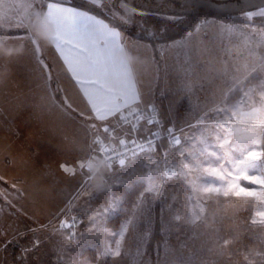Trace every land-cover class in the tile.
<instances>
[{"label":"snow or ice","instance_id":"obj_1","mask_svg":"<svg viewBox=\"0 0 264 264\" xmlns=\"http://www.w3.org/2000/svg\"><path fill=\"white\" fill-rule=\"evenodd\" d=\"M92 3L100 6L102 0H92ZM27 7L29 15L22 17L16 26L25 30L27 39L31 42L36 37L31 30L35 14L38 13L44 22L51 25V45L63 59L75 86L87 98V106L80 112L84 120L80 123L93 137L91 151L71 167L67 163L60 165L66 175H76L79 170L86 176L82 191L93 187L94 179H98L100 184L98 190L94 189L99 193H111L117 185H122L125 190L131 189L138 181L120 179L119 170L114 171V168L117 164L123 168L126 161L131 167V160L137 156L136 149H139L144 153L148 164L155 165L160 170L159 182L151 174L147 178H140L141 181L147 180V187L141 193L144 198L142 204H146L147 195L156 198L161 193V185L172 179L187 180L193 171L198 170L203 178L202 183L188 181L196 202L190 214L183 218L184 223L195 225L201 222L204 216L202 205L205 202L224 203L236 198L250 209L255 206L251 224L264 226V106L256 107L257 95L260 101H264V55L250 50L243 65L234 66L231 72L228 69L223 71L224 87L216 93L214 106L209 112L198 118L197 126L193 128L189 123V129L192 130L190 135L183 128L178 129L179 135L172 128L164 129L174 151L170 153L171 159L161 165L160 161L150 155L155 152L154 143L159 140L161 133H153V138L147 139L146 143H138L134 136L138 131L140 115L137 114V109L142 96L134 80V66L123 55L131 50L123 40L122 33L104 20L67 7L59 0H32ZM129 11L143 15L136 13L135 9ZM245 16L249 21L256 17L264 19V7L246 12ZM204 23L208 24L210 21L205 20ZM227 30L235 31L233 28ZM261 38L264 40V29H261ZM0 42L7 45L9 38L0 37ZM35 44L37 49L43 46L38 39ZM0 60L4 58L0 57ZM51 79L52 75L44 79V88L52 105L64 114L71 115L76 111L73 105L79 107L77 97L69 93L57 100L54 92L66 90L51 89ZM184 90L190 92L191 86L185 85ZM88 111L91 115L85 116ZM132 116L135 117V122L130 119ZM154 116L153 110V116L147 123L152 124ZM92 120L99 122V126L88 123ZM121 133L124 138H121ZM129 144L134 147L129 148ZM120 146L126 151H119ZM128 151L131 152V158L127 155ZM93 169H99V172H94ZM189 199L192 200L193 197ZM120 201V197L113 196L102 212L89 218L97 233L106 231L102 228V221L108 214L120 209ZM147 211L145 207L139 215H144ZM174 218L182 219L179 215ZM74 226V218L71 224L67 221L60 222L61 229ZM126 230L127 225L121 235ZM230 244V240L223 239L215 249L217 255L224 256ZM36 247H39L38 237L33 241L32 248L25 251ZM119 249V241L116 242L115 250L105 244L104 254L118 258L121 255ZM256 255L264 260V253ZM244 259L249 260V257L245 256Z\"/></svg>","mask_w":264,"mask_h":264},{"label":"rangeland","instance_id":"obj_2","mask_svg":"<svg viewBox=\"0 0 264 264\" xmlns=\"http://www.w3.org/2000/svg\"><path fill=\"white\" fill-rule=\"evenodd\" d=\"M83 1L93 5L92 0ZM31 2L32 0H0V37L7 36L9 38L8 44L11 46L23 44L25 49L32 48V41L30 42L27 39L25 30L16 26L22 17H27L29 15L30 10L27 5ZM173 5L176 8L181 7L180 0H175ZM97 7L106 10L113 16H118L123 19L125 17L121 16V9L128 14H131L129 11L130 9H135L136 12L138 10L134 0H126V2L125 0H102L101 5ZM260 7H264V5L246 11L229 13L231 18L228 20L212 15H205L189 32H193L195 36L206 31L214 35H224V44L228 49H234L236 47L244 49L246 53L244 52L242 61L248 57V50L250 51L251 49H256L255 51L257 53L264 55V40L261 38V29H264V19L256 17L253 21H249L245 16L246 12L257 11ZM165 10L166 9H164V13L160 11L161 16L171 21H175L179 17L178 14L166 13ZM210 19L220 20V23H224V29H220L222 25L204 23L205 20L209 21ZM228 28H233L235 31L229 32L227 30ZM1 30L7 32H1ZM12 30L14 33H10ZM241 34H244L245 39L236 40L238 39L237 36ZM216 38L218 39L219 37ZM213 44L217 49L221 48L223 42L213 40ZM40 48L41 47H39V49ZM23 58L24 57H21L20 60L28 59ZM42 59H44V57H42ZM8 91L16 92L18 90L8 88L6 93ZM217 92L218 90L212 89L211 94L213 100ZM4 100L6 101L7 97H4ZM262 106H264V101H260L257 95L256 107L259 108ZM204 107L206 108V106ZM0 117L3 119L1 112ZM158 118L160 120L159 113ZM142 121L147 122V120L144 119L139 121V123ZM190 122L193 128L197 126V122ZM206 122L210 123V121ZM67 123L75 126L69 129L70 125ZM160 123L162 128H172L177 132V135H179L178 128L164 126L161 120ZM42 126L43 125L37 123L38 133H44ZM82 129L83 128L74 121H58L55 122L52 130L51 140L49 137L45 138L41 136L26 137V140L23 142L25 146L21 144L22 148L27 146L30 147L34 144L39 152L34 158V162L32 158L26 156L25 153L23 156H20L22 154L16 147L21 143V138L13 139L12 130L9 131L7 136L1 135L0 131V195L2 194L3 198L6 197L0 199V204H5V208H3L2 211L0 210V242L5 243L2 248H0V261L2 264H80L82 261H79V255L88 247L97 248L98 243L103 244L111 241L132 240L130 238L138 235H135L134 231H132L135 223H141L145 226L152 225L153 219L155 218L154 206L156 202L160 203V217L161 220L163 219L162 230H164L162 233L164 236L163 238L166 240H184L193 236L198 240L213 242V244L222 242L223 239H228L234 244L244 242V253L245 256L249 257V260L244 259V264H264V260H262L261 256L256 255L257 253H264V226L251 224V218L256 210L255 206L250 209L247 205L241 204L236 198H233L231 202L225 201L224 203L211 201L208 203L212 205L211 213L205 210L207 205L202 206L204 209L202 223L193 225L184 223L183 218H186L190 214L194 202L184 201L186 210L189 208L188 203L191 204L190 210L181 211L179 215L182 217L181 220H176L174 218L178 215L174 212L175 205L178 201L173 200V198L175 199L174 196L178 194H194L188 181L202 183L203 178L198 170L193 171L188 176L187 180L172 179L161 185V193L156 196V198L147 195L146 204H142L144 198L140 194L132 213L121 220L119 229L105 226L108 219L116 216L125 208L122 196L113 191L111 193L108 192L107 202L104 203L101 208H96L93 200L99 192H96L93 187H89L87 191H82L86 176L80 173L79 170H77L76 175H66L60 168V165L65 163L71 167L82 157V155H80V151L83 150L81 147L84 145V142H82ZM191 131V129L187 128L185 133L188 134V132L191 133ZM57 134L58 136L55 137L54 135ZM151 134L152 132L149 131L147 136ZM134 136L136 139L147 137ZM18 139L20 142H17ZM193 143L195 142L193 141ZM60 146H63L64 150H66L67 161L58 163L56 166H50V168L53 167V171L48 175L45 171H39V166L45 167L43 165L45 161L41 160L43 156L42 152H47L52 147L55 148ZM78 148L79 153L77 151ZM171 148L170 146L168 157L162 156L161 153L159 154L157 151L150 155H152L154 159L160 161L162 165L166 160L171 159ZM6 156L11 159L10 165H8L5 160ZM115 168V170H119L118 175L120 179L125 181H139L141 177L147 178L151 174L156 178L157 182H159L160 170L157 169L155 165L148 164L144 153L138 154L131 160V167H129L127 163L123 168L119 165H115ZM133 170H139V174L136 178L130 174L134 172ZM125 173H129L130 175L125 176ZM9 177H22V184L17 186L18 181L15 183L12 180H7ZM83 177L84 179H82ZM79 180L80 182H78ZM143 181L145 182V187H147V180L145 179ZM118 186L122 185H117L116 187ZM18 187L25 191H23L21 198L19 196L21 193L18 191ZM77 193H80V195H77ZM113 196L121 198L120 209L108 214L103 219L102 228L106 229V231L97 233L96 227L89 218L96 216L97 212H102ZM69 204H71L70 208ZM145 207L148 209L147 213L139 215L138 217V214ZM72 218H78L81 219V221H83V219L85 220L75 234L67 229L60 228L61 221H67ZM129 221H132V223H129ZM125 225H127V230L121 235ZM189 229L195 232H187ZM69 233L72 234V237ZM148 234L149 240H151L153 233L148 232ZM37 237L39 238V247L26 252L25 249H31L33 241ZM231 251L234 250L230 248L227 249L223 257V264L231 257ZM214 252H216L215 249ZM20 256L21 259L19 260L18 258ZM228 262L230 263L231 260H228Z\"/></svg>","mask_w":264,"mask_h":264},{"label":"crops","instance_id":"obj_3","mask_svg":"<svg viewBox=\"0 0 264 264\" xmlns=\"http://www.w3.org/2000/svg\"><path fill=\"white\" fill-rule=\"evenodd\" d=\"M59 2L67 7L87 12L89 15H93L109 23L95 13L74 5L69 1L59 0ZM209 21L210 24L222 25L220 29H224V23H220V20L210 19ZM110 26L122 33L123 40L127 44L128 49L131 50L123 53V55L126 59L130 60L134 66V80L137 90L142 96V102L137 111H141V109L146 110L151 106L157 107L160 120L164 126L187 130V128H189V123L191 124L190 121L197 122L198 118L204 116L205 113H208L210 108L213 107L212 89L219 90L224 87L225 77L222 75L223 71L228 69L231 72L234 66H241L245 63V59L242 61L245 52L244 49L238 47L228 49L224 44V35H214L206 31L195 36L193 32H189L185 37L180 39L154 44L132 37L112 24H110ZM216 37L219 38L217 39ZM237 38L236 40L245 39L244 34L237 36ZM36 40L37 38L34 37L31 42L32 48L26 49L25 53L21 56L24 57L23 59H28L20 60L21 57H19L13 59L10 63L4 60L0 61V64H3L6 70L11 74L8 88H14L18 91H28L37 88V86L44 87V79L52 75L53 79L49 81L51 89L55 90L56 88H60L66 90L54 92L55 98L60 100L64 95L71 93L77 97L79 104V107H77L76 104L73 105V107L76 108L74 113H71V115L63 113V116L56 122L74 121L83 128L80 121L84 120V116H81L80 112L87 106V98L79 90L78 86H75V81L72 80L71 73L67 71V66L54 47L47 41L40 40L43 46L37 49L35 44ZM213 40L222 41L223 44H221V48L216 49ZM42 57H44V59H42ZM185 85L191 86L190 92L184 90ZM204 106H206V108ZM1 113L3 116V119L0 117L1 135L7 136L9 131L12 130L13 139L21 138V143L16 147L22 154L20 156H23L25 153V155L32 158L34 162V158L39 154L36 146L32 144L30 147L27 146L22 148L21 144L25 146L23 142L26 140V137L41 136L45 138L49 137L51 140L53 129L42 126L44 133H38L37 122L32 119L30 109L21 112L14 118V121L7 110ZM88 115H91L90 111L85 112V116ZM88 123H96L99 126V122L94 120ZM69 125V129L75 126H72V124ZM137 129L138 131L134 133V135L145 137L147 133L151 131L152 127H150L149 123L146 121H142L139 125L137 124ZM188 134L190 135L191 133L188 132ZM54 136L57 137L58 134ZM92 138L91 133L83 128L82 142H84V145L81 147L83 150L80 151L82 157H86L90 153ZM121 138H124L122 133ZM17 142H20V140L18 139ZM112 146L115 147L116 145ZM160 149L157 150L159 154L161 153V155L165 157L169 156L168 148L163 146V148ZM171 149V152H173L174 149ZM77 151L79 153V148ZM42 155L41 160L45 161L43 163L45 167L39 166L38 170L41 172L45 171L47 175L53 171V167L50 168V166H56L58 163L67 161L66 150H64L63 146L52 147L49 151L42 152ZM5 160L8 165H10L11 159L8 156L5 157ZM127 163L128 161H126L125 165H127ZM115 169L116 168H114V171ZM82 179H84V177ZM7 180H12L15 183L18 181L17 186L22 184V177H9ZM78 182H80V180ZM18 191L21 193V195H19L21 198L24 190L19 188ZM0 196H2V194ZM174 197L175 199L173 198V200L178 201L175 205L174 212L178 215L181 214L182 210H186L184 201H192L194 204L196 202L194 194H178ZM190 197H193V199L190 200ZM208 203L209 202H205L202 206L207 205L205 210L211 213L212 205ZM4 206V203L0 204L1 211L5 208ZM188 207H191L190 203H188ZM188 209L186 211L190 210ZM84 222L85 220L83 219V223ZM201 223L202 222H199L197 224ZM105 226H107L106 223ZM119 227L115 229H119ZM153 227L154 219L150 226L135 223L132 231H134L135 235H138L130 238L132 240L119 241L120 257L117 258L112 255L104 254L105 244L115 250L117 241L103 244L98 243L96 259L84 255L83 251L79 255V261H82L80 264H223L224 256L220 257L214 252L217 245L222 242L213 244V242L201 241L193 236L184 240H166L164 238L161 243L160 252H155V254L152 255L148 246V244H150L148 232L152 233ZM162 231L164 232V230ZM187 232L195 231L189 229ZM145 236H147V239H145ZM4 244V242H0V248H2ZM228 248L234 251H231V257H227L231 262L229 263L227 260L225 264H244V242L236 244L231 242ZM18 259L20 260L21 256ZM0 264H2L1 261Z\"/></svg>","mask_w":264,"mask_h":264},{"label":"trees","instance_id":"obj_4","mask_svg":"<svg viewBox=\"0 0 264 264\" xmlns=\"http://www.w3.org/2000/svg\"><path fill=\"white\" fill-rule=\"evenodd\" d=\"M182 1L180 0L181 7L179 8L174 7V5L172 6L170 5L171 7L161 6V8L163 9L149 7L141 3L140 4L136 3L138 8L136 13H143V15L133 14V13L128 14L121 9L120 12H123V16L125 17L123 19L118 16H114V18L105 16L102 13L96 12L95 10L87 6L69 0V2L73 3L74 5L85 8L90 12L95 13L96 15L102 17L103 19L107 20L110 24L118 27L124 33L132 37H135L137 39L152 42L154 44L166 42V41H174L182 38L189 31H191L199 22V20L205 15H212L220 18H225L226 20L231 18L229 13L210 14L208 12H195L191 10L186 11L182 6ZM164 9H166L165 10L166 13L178 14L179 17L177 18V20L171 21L166 17L161 16L160 14L161 12L164 13ZM1 32H7V31L1 30ZM10 33H14V31L12 30L10 31ZM150 126L152 127L151 132L157 128L152 124H150ZM163 146L165 148H168L169 150L170 145L168 141L164 138L160 141L155 151L159 150L160 148H163ZM130 174H132L136 178L139 174V170H136ZM130 174L125 173V176H128ZM144 188H145V182L139 180L136 184H134V186L131 189L125 190L123 186H118L113 189L114 193L122 196L123 204L125 208L119 214L106 221L107 227L118 228L120 226L121 220L132 213L134 206L136 205L138 198L140 194L143 192ZM108 195H109L108 192L99 193L96 196V198L93 200V203L95 204L93 205L96 208H101L103 204L107 202ZM154 210H155L154 229L149 244V250L151 251L152 255L155 254V252L158 253L160 252L161 243L164 240L163 238L164 236L162 233V220L160 217L161 216L160 203L157 202L155 203ZM82 223L83 221L80 223L79 227H77L75 230H70V231L75 234V232L77 231L78 228H80ZM97 251H98V246L97 248L88 247L87 249L84 250V255H88L90 258L96 259Z\"/></svg>","mask_w":264,"mask_h":264},{"label":"clouds","instance_id":"obj_5","mask_svg":"<svg viewBox=\"0 0 264 264\" xmlns=\"http://www.w3.org/2000/svg\"><path fill=\"white\" fill-rule=\"evenodd\" d=\"M31 30L35 32L38 40H45L49 44L52 43V27L44 22L38 13L35 14V21ZM25 51L23 44L11 46L0 42V57H3L4 61L9 63L13 61V57L22 56ZM10 75L5 66L0 64V112L7 110L14 121L17 115L26 109H30L32 119L48 129H53L55 122L63 116V112L52 105L46 89L43 86H37V88L28 91H8L6 93ZM4 97H7L6 101ZM93 171L99 172V169H93ZM93 188L97 190L100 188L98 179L93 180Z\"/></svg>","mask_w":264,"mask_h":264},{"label":"water","instance_id":"obj_6","mask_svg":"<svg viewBox=\"0 0 264 264\" xmlns=\"http://www.w3.org/2000/svg\"><path fill=\"white\" fill-rule=\"evenodd\" d=\"M78 2L84 6H87L96 12L102 13L105 16L113 17L112 14L106 10L94 6L83 0H72ZM185 5L191 7L202 8L199 12H208L210 14H223L232 13L239 11H246L248 9L264 5V0H187L184 2ZM226 5V7H224Z\"/></svg>","mask_w":264,"mask_h":264},{"label":"built area","instance_id":"obj_7","mask_svg":"<svg viewBox=\"0 0 264 264\" xmlns=\"http://www.w3.org/2000/svg\"><path fill=\"white\" fill-rule=\"evenodd\" d=\"M153 110L155 111V116H154V122L152 123V125L156 126L157 128L154 129V130L152 131V134H151L150 136H148V137H146V138H140V139H137V142H138V143H146V140H147V139L153 138V133H155V132H160L161 135H160L159 140H155V143H154V147H155V149H156L157 146L159 145L160 141H161L163 138L166 139V140L168 141V143H169V139H168V137H167V134L165 133L164 128H162L161 123H160V120H159V118H158V113H159V112H158V109H157L156 107L151 106V107H149V108L146 109V110L137 111V114L140 115V120H139V121L144 120V119L148 120V119L152 118V116H153ZM130 119H132L133 122H135V117H134V116L130 117ZM156 121H158L159 123H156ZM169 145H170V143H169ZM170 146H171V145H170ZM132 147H134V146H132V145L129 144V148H132ZM171 147H172V146H171ZM118 150H119V151H122V152H123V151H126V149L123 148L122 146H120ZM136 151H137V155L140 154V153H142V152L139 151V149H136ZM127 155H128L129 157H131V152L128 151V152H127ZM117 165H118V164H117ZM72 219H73V218H72ZM72 219L67 220V222H68L69 224H71V223H72ZM74 219H75V226H74V227H71L70 229H67V230H69V231H70V230H75L77 227H79L80 223L82 222L81 219H78V218H74ZM71 233H72V232H71ZM71 237H72V234H71Z\"/></svg>","mask_w":264,"mask_h":264},{"label":"flooded vegetation","instance_id":"obj_8","mask_svg":"<svg viewBox=\"0 0 264 264\" xmlns=\"http://www.w3.org/2000/svg\"><path fill=\"white\" fill-rule=\"evenodd\" d=\"M135 3L137 4H144V5H147L149 7H154V8H161L162 7H167L171 4V6L173 5V3H175V0H134ZM187 1V0H183L182 1V6L184 8V10L186 9L187 11H195V12H199V11H202V8H199V7H191V6H188V5H185L184 2ZM170 6V7H171ZM182 8V9H183Z\"/></svg>","mask_w":264,"mask_h":264}]
</instances>
